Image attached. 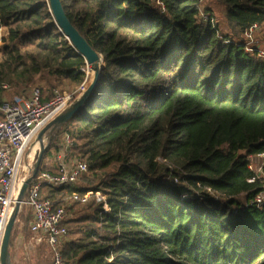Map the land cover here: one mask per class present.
I'll return each instance as SVG.
<instances>
[{
  "label": "trees",
  "instance_id": "1",
  "mask_svg": "<svg viewBox=\"0 0 264 264\" xmlns=\"http://www.w3.org/2000/svg\"><path fill=\"white\" fill-rule=\"evenodd\" d=\"M60 1L103 65L59 133L73 137L87 173L115 167L94 190L43 189L56 206L66 191H99L108 207L74 202L87 223L62 260L264 264V200L254 202L264 187L246 162L264 152V58L241 40L251 25L264 27V0H216L225 8L224 36L211 16H200L199 0ZM0 27V82L84 80V58L47 0H0Z\"/></svg>",
  "mask_w": 264,
  "mask_h": 264
},
{
  "label": "built area",
  "instance_id": "2",
  "mask_svg": "<svg viewBox=\"0 0 264 264\" xmlns=\"http://www.w3.org/2000/svg\"><path fill=\"white\" fill-rule=\"evenodd\" d=\"M159 9L164 11L163 5H159ZM260 28L253 24L243 33V47L245 52L256 53L264 58V50L259 49L255 39ZM1 29L2 27L0 31ZM89 71L86 66V70H83L84 80L74 90H53L49 99H44L40 89L34 88L23 98L14 97L12 101H7L3 95L9 92L10 85L0 82V248L19 190L28 178L23 176L26 159L29 158L26 153L28 147L49 122L85 91L91 81L88 79ZM57 148L53 157L54 171H38L29 182L25 200L21 203L27 205L31 212L30 232L36 236L37 241L44 242L50 249V264H67L62 260L61 254L62 241L67 233L66 208L62 205L56 206L55 201L43 197L42 192L44 188L61 189L75 184L87 173V165L73 152L75 140L68 132L62 133ZM246 162L248 170L254 174L252 181L256 178L264 187V152L247 156ZM90 198L95 203L102 204L104 211L108 210L105 196L99 191H89L82 196L72 192L69 197L72 202L80 203H85ZM263 200L264 190L255 197L254 202L259 204Z\"/></svg>",
  "mask_w": 264,
  "mask_h": 264
},
{
  "label": "rangeland",
  "instance_id": "3",
  "mask_svg": "<svg viewBox=\"0 0 264 264\" xmlns=\"http://www.w3.org/2000/svg\"><path fill=\"white\" fill-rule=\"evenodd\" d=\"M159 7L155 4V8ZM200 16L207 15L211 16L213 24L217 27V31L220 36H224L230 33L225 19V8L216 0H199ZM5 29L2 28L0 31V56L1 50L4 45ZM255 39L258 41V47L260 50H264V27L255 34ZM241 40H243L241 38ZM86 70V68H85ZM92 72H88V79H91ZM89 79V80H90ZM10 85V84H9ZM77 86L68 82L54 83L48 86L46 80L43 77H38L36 80L28 86L24 85H10L9 92L4 93V98L7 101H12L14 97L23 98L30 93L34 88H39L44 99H49L53 90L59 92H70ZM25 90V92L23 91ZM62 133H59V129H48L42 137L43 145L46 148V153L43 155V161L46 166H43V171L49 170V167H54L53 157L57 151V145L59 143ZM40 151V144L34 140L27 149V155L29 158L26 159V170L23 172V176H29L32 174L35 161ZM42 161V162H43ZM48 164V165H47ZM42 165V164H41ZM40 165V166H41ZM53 169V168H51ZM115 167H110L104 171L98 173H86L84 174L75 184L72 185L74 189L94 190V187L98 185V182L106 175L111 173ZM43 194H47L44 190ZM71 195L66 191L63 196L62 206L66 208L67 213V235L62 241L63 246L69 241L75 240L79 236V231L83 225L87 222L82 220L84 215L88 212L84 207L72 202L69 199ZM58 197L57 199H59ZM25 200V195L22 198V202ZM16 204L13 206L12 213ZM11 213V214H12ZM31 221V212L24 203L19 204V209L15 217V222L11 231L10 244H9V256L11 264H50L51 254L49 247L44 242L37 241L35 235L30 232L29 225Z\"/></svg>",
  "mask_w": 264,
  "mask_h": 264
},
{
  "label": "water",
  "instance_id": "4",
  "mask_svg": "<svg viewBox=\"0 0 264 264\" xmlns=\"http://www.w3.org/2000/svg\"><path fill=\"white\" fill-rule=\"evenodd\" d=\"M51 15L54 19L56 26L60 29L63 35L68 39L72 47L76 52L84 58L86 66L92 72V77L89 85L85 91L76 99L69 107H67L62 113H60L55 119L49 122L37 135L36 139L40 144V151L34 164L32 175L27 178L22 184L18 196L16 206L13 213L11 214L7 225L5 227L1 248H0V264H11L9 256V244L11 231L15 222V217L17 215L19 204L25 195L27 186L29 182L35 177L39 171L40 163L44 154L46 147L43 145L42 137L48 129H60L65 125L72 116L78 111V109L85 103V101L90 97L92 92L97 86L100 71L102 69L103 61L101 56L94 51V49L89 45L85 38L80 35V33L74 28L69 19L67 18L65 11L62 7L60 0H47Z\"/></svg>",
  "mask_w": 264,
  "mask_h": 264
},
{
  "label": "crops",
  "instance_id": "5",
  "mask_svg": "<svg viewBox=\"0 0 264 264\" xmlns=\"http://www.w3.org/2000/svg\"><path fill=\"white\" fill-rule=\"evenodd\" d=\"M51 168H53V169H54V167H52V166H51Z\"/></svg>",
  "mask_w": 264,
  "mask_h": 264
}]
</instances>
